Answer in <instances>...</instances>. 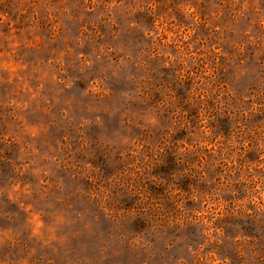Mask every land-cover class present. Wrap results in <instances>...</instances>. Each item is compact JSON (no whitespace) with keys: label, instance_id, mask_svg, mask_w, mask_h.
Listing matches in <instances>:
<instances>
[{"label":"rangeland","instance_id":"obj_1","mask_svg":"<svg viewBox=\"0 0 264 264\" xmlns=\"http://www.w3.org/2000/svg\"><path fill=\"white\" fill-rule=\"evenodd\" d=\"M0 264H264V0H0Z\"/></svg>","mask_w":264,"mask_h":264}]
</instances>
